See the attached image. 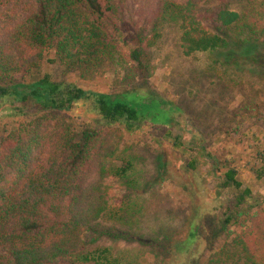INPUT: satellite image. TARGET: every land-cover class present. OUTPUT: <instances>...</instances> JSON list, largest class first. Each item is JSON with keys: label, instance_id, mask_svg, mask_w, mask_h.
Returning a JSON list of instances; mask_svg holds the SVG:
<instances>
[{"label": "rangeland", "instance_id": "rangeland-1", "mask_svg": "<svg viewBox=\"0 0 264 264\" xmlns=\"http://www.w3.org/2000/svg\"><path fill=\"white\" fill-rule=\"evenodd\" d=\"M172 1L194 4L199 24L229 44L185 55L179 47L178 21L158 16L160 0H118L120 23L110 37L119 57L92 55L72 61L45 49L27 69L0 76V86L30 82L46 72L82 89L127 94L151 122L171 117L173 126L144 121L126 131L121 125L103 123L84 102L65 111L22 109L8 114L1 109L0 153L12 155L23 166L0 163V175L20 179L44 160L59 133L89 128L104 148L106 164L126 176L103 177L107 207L125 198L137 207L129 228H116L117 235L108 238L113 256L128 264H173L186 255L194 224L190 250L196 251L195 264H264V202L262 223L253 224L250 218L256 209L222 223L219 207L228 196L215 185L225 167L214 170L205 157L225 159L243 185L255 196L262 195L264 182L254 177L252 167L263 165L255 152L264 148V33L239 45L244 34L224 35L227 32L216 28L215 19L220 9L241 13L249 6L257 9L261 0ZM135 44L141 49L140 64L127 58ZM11 105L16 107L2 103L5 109ZM172 135L178 136L175 144ZM22 147L21 155L17 149ZM189 160H195L193 171L185 167ZM100 222L107 229L113 227L110 218ZM249 233L256 239L244 250L239 236ZM89 236L85 232V239Z\"/></svg>", "mask_w": 264, "mask_h": 264}, {"label": "trees", "instance_id": "trees-1", "mask_svg": "<svg viewBox=\"0 0 264 264\" xmlns=\"http://www.w3.org/2000/svg\"><path fill=\"white\" fill-rule=\"evenodd\" d=\"M196 15L195 5L189 2L160 0L158 5L159 18L178 21V42L183 54L229 44L219 33L201 26ZM215 19L219 23L216 28L228 33L224 35L244 34L239 45L249 43L248 38L264 33V0L257 9L249 6L241 13L220 9ZM119 23L118 0H0V76L27 69L42 58L45 49L72 61L90 59L87 56L92 55L117 58L119 52L110 34ZM127 58L140 64V47L135 44ZM125 95L82 89L45 72L30 82L0 86V110H7L8 114L22 109L29 113L65 111L74 103L84 102L103 123L121 125L126 131L137 129L144 121L173 126L171 117L151 122L150 115L140 113ZM5 101L16 107L3 108ZM57 137L44 160L29 167L26 175L20 179L0 175V264H128L112 255L107 241L117 235L116 228H129L137 207L129 198L107 207L102 187L103 177L126 176L103 160L104 148L91 129H80L74 134L61 132ZM172 138L175 144L178 136ZM17 151L22 155L24 147ZM205 157L214 170L218 165L225 167L215 185L228 196L219 207L222 223L235 221L247 209H256V215L250 217L253 224L262 223L264 191L255 196L228 161L210 154ZM255 158L263 165L252 167V173L264 182V148L255 152ZM6 161L23 166L12 155L0 153V163ZM194 163L189 160L185 167L193 171ZM106 218L113 221L110 229L100 222ZM194 231L192 224L185 244L189 247L187 253L173 264L198 261L196 251L190 250ZM85 232L91 236L85 239ZM255 239L252 233L244 234L239 236V243L247 250Z\"/></svg>", "mask_w": 264, "mask_h": 264}]
</instances>
